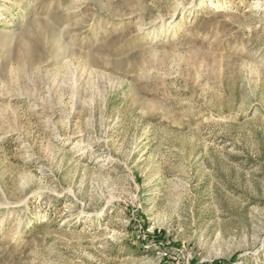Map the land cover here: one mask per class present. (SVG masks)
<instances>
[{
	"label": "rangeland",
	"instance_id": "rangeland-1",
	"mask_svg": "<svg viewBox=\"0 0 264 264\" xmlns=\"http://www.w3.org/2000/svg\"><path fill=\"white\" fill-rule=\"evenodd\" d=\"M264 264V0H0V264Z\"/></svg>",
	"mask_w": 264,
	"mask_h": 264
},
{
	"label": "trees",
	"instance_id": "trees-1",
	"mask_svg": "<svg viewBox=\"0 0 264 264\" xmlns=\"http://www.w3.org/2000/svg\"><path fill=\"white\" fill-rule=\"evenodd\" d=\"M214 264H217L216 262Z\"/></svg>",
	"mask_w": 264,
	"mask_h": 264
}]
</instances>
